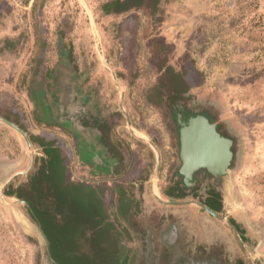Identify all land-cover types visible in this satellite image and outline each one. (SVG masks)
<instances>
[{
	"label": "flooded vegetation",
	"instance_id": "1",
	"mask_svg": "<svg viewBox=\"0 0 264 264\" xmlns=\"http://www.w3.org/2000/svg\"><path fill=\"white\" fill-rule=\"evenodd\" d=\"M1 1L6 18L14 20L20 14L26 27L15 35L20 37V61L6 69L5 75L0 65V109L5 111L0 116L46 137L63 160L55 166L60 168L59 179L126 193V186L135 188L139 179L148 175L145 156L156 161L160 158L167 177L175 166L176 148L170 143L169 132L175 134L176 123L169 120L167 125L152 100L151 58L141 43L145 18L159 13L161 0H51L61 7H52L49 0ZM186 1L192 6L190 12L186 11L187 17L180 14L178 20L185 24L183 31L192 41L189 61L194 65L193 82L204 77L206 82L201 84L206 86L217 62L222 61L230 72L236 61L220 57L212 20L197 0ZM174 18L168 15L169 20ZM81 29L87 31L84 39ZM81 44L87 52L84 65L77 56ZM129 47L137 50L133 64L137 77L131 90L125 86ZM4 49L8 58H17L8 45ZM100 78L107 85H94ZM37 159L33 165L42 169V174L55 162V157L47 158L45 166L38 167ZM62 233L38 229L37 238L46 252H51V244L65 240ZM93 237L90 248L96 251V235Z\"/></svg>",
	"mask_w": 264,
	"mask_h": 264
},
{
	"label": "rangeland",
	"instance_id": "2",
	"mask_svg": "<svg viewBox=\"0 0 264 264\" xmlns=\"http://www.w3.org/2000/svg\"><path fill=\"white\" fill-rule=\"evenodd\" d=\"M197 1L212 20L213 31L219 37L217 48L220 57L228 62L233 57L232 59L236 61L233 64L235 67L228 72L227 67L225 69L222 66L224 65L222 61L217 62L218 64L215 65L217 67L213 68L214 71L209 76L207 85L201 84L206 82L204 77L198 82L200 84H195L193 82L195 75L192 71L194 65L189 61L192 41L183 31L185 24L178 20L182 14L187 17L186 11L189 13L192 6L186 0H161L163 7L158 11L159 13L145 18V28L141 37L143 48L151 58L150 69L155 83L152 100L161 110L162 117L168 125L161 101L155 94L160 86L161 67L172 65L177 70H186L191 76V82L196 88L190 91L189 99L194 105L212 104L220 108V115L235 136L237 150L239 149L235 167L225 182L224 210L228 216L237 220L241 230L249 237L247 245L258 264H264V0ZM57 4V1L49 0V5L52 7H61ZM5 7V3L0 0V65L1 73L4 75L6 69L13 68V65L15 67L16 61L19 62L21 59L20 37L15 35L23 33L26 27V22L20 14H17L14 20L6 18ZM50 10L52 11L51 8ZM168 15L175 18L169 20ZM53 18L55 17L51 19ZM160 21L163 24H160ZM86 32L81 29L82 39L85 38ZM134 41L136 42V39ZM6 45L17 58H8V55H5L8 54L4 49ZM132 48L129 47L127 52V56L131 58L125 60V86L130 90L137 77L133 65L136 63L137 50ZM77 53L79 62L85 64L87 52L84 44L80 45ZM98 81L96 84L94 82V85H107L104 78ZM0 114L4 115L5 111L0 109ZM22 125L32 133L28 127ZM169 134L170 143L175 148L174 134L172 132ZM45 138L42 137L43 141ZM174 151L173 164H176V150ZM32 154L34 160L35 157L38 158L37 161L40 159L39 152H37L39 156L33 151L31 153L23 137L0 121V165L6 164L0 166V175H5L4 180L17 175L8 184L6 191H10V195L20 194L21 201L31 202L30 208L34 214L32 221L30 211L26 207L19 204L10 207L0 199V264H52V261L55 263L61 261L60 264H104L100 258L101 249L98 247L101 241L97 240V244L94 245L96 251L92 252L90 248L91 237L96 235L97 239V236L102 234L96 230V218L100 212L94 194L97 195L96 192H99L101 196H111L110 217L112 218L117 214L116 205L125 202V198L132 199L141 181L151 177V170L156 163L155 157H144L147 159L144 165L148 166V169L146 168L148 175L141 177L135 188L126 186L129 189L125 193V190L114 192L112 188L105 190L95 187L96 192L92 191L91 196L88 197L86 196L90 192L88 189L72 188V186L62 189L63 185L59 187L57 183L53 189L52 184L57 179L58 166L56 168L55 166L59 158L55 159L54 165L45 167L44 175L42 169L34 167V162L31 164ZM171 172L170 169L166 177L165 168L162 169L160 184L162 189L163 187L166 189ZM52 174L53 178H51ZM18 186L22 188H17ZM146 195L151 196V192ZM82 225L90 226V230L86 232L81 231L80 228V231H76L80 238L77 241L78 246L73 248L70 235ZM39 227L47 232L61 231L63 232L61 236L65 237V240L55 245L51 244V252H46L44 243L37 238ZM75 249L80 254L78 262L73 255ZM111 252L112 241L108 238L107 264H112Z\"/></svg>",
	"mask_w": 264,
	"mask_h": 264
},
{
	"label": "water",
	"instance_id": "3",
	"mask_svg": "<svg viewBox=\"0 0 264 264\" xmlns=\"http://www.w3.org/2000/svg\"><path fill=\"white\" fill-rule=\"evenodd\" d=\"M160 74V86L155 95L161 101L168 122L176 123L177 161L166 189H162L163 165L158 158L151 177L141 181L132 199L125 198V202L116 205L117 214L112 218L111 196H101L95 187L88 188L90 192L86 196H91L92 191L98 195L94 194L100 212L96 230L102 233L97 236L98 242L101 241L100 258L106 264V241L110 238L112 264H258L247 245L249 237L224 210L226 178L239 156L235 136L222 119L220 108L212 104L196 106L189 99L190 91L196 86L186 70L164 65ZM0 121L23 137L31 153L39 156V152L41 160L46 157L60 160L58 153L41 137L2 116ZM197 136L204 144L196 143ZM218 144L223 146V157L220 164H215L218 163ZM49 150L51 156L45 152ZM4 176L0 175V199L10 207L19 204L29 209L20 194H14L10 188L13 194L6 191L17 175L6 180ZM64 181L69 183L68 178ZM148 192H151L149 197ZM16 198L19 200H14ZM80 228L90 230V226L82 225L75 231Z\"/></svg>",
	"mask_w": 264,
	"mask_h": 264
},
{
	"label": "trees",
	"instance_id": "4",
	"mask_svg": "<svg viewBox=\"0 0 264 264\" xmlns=\"http://www.w3.org/2000/svg\"><path fill=\"white\" fill-rule=\"evenodd\" d=\"M46 152V151H45ZM47 154H48V156H51L52 155V153L51 152H47ZM48 158H50V157H48ZM63 162V160L60 158V160H58V162ZM52 166V165H51ZM57 170H60V168L59 167H57ZM47 175V174H46ZM51 178H53V174L51 175ZM56 181H54L55 183H57L58 185H59V187L60 186H62L63 185V188L62 189H68V188H71V186H72V188H82V189H88V187H85V186H82L81 184H70V183H66L65 181H64V179H63V181H61L60 179H59V177H58V173L56 174ZM55 183L54 184H52V188L54 189V187H55ZM90 188V187H89ZM78 238V239H77ZM79 240V237L77 236V233H76V231H74V232H72V234L70 235V242H73V244H72V247L74 248H76L77 246H78V244H77V241ZM92 252H94V250H92ZM91 254V253H90ZM73 255H75V260H77V262H78V260H80V254L77 252V250L75 249V251H74V254Z\"/></svg>",
	"mask_w": 264,
	"mask_h": 264
},
{
	"label": "bare ground",
	"instance_id": "5",
	"mask_svg": "<svg viewBox=\"0 0 264 264\" xmlns=\"http://www.w3.org/2000/svg\"><path fill=\"white\" fill-rule=\"evenodd\" d=\"M189 142H191L192 140H193V136L190 134L189 136ZM198 138V139H197ZM196 139H197V141H196V143L197 144H204L203 142H202V140L199 138V136H197L196 137ZM195 139V140H196ZM196 144V145H197ZM217 146V157H218V163L217 162H214L215 164H220L221 163V158L223 157V146H220L219 144L218 145H216ZM193 153L195 152V151H192ZM197 159L198 158H196L195 160L197 161ZM33 163V157H31V164Z\"/></svg>",
	"mask_w": 264,
	"mask_h": 264
},
{
	"label": "crops",
	"instance_id": "6",
	"mask_svg": "<svg viewBox=\"0 0 264 264\" xmlns=\"http://www.w3.org/2000/svg\"><path fill=\"white\" fill-rule=\"evenodd\" d=\"M32 134L35 135L36 133L32 132ZM35 136H37V135H35ZM37 137H39V136H37ZM46 154H47V152H46ZM58 155H59V154H58ZM47 158H48V157H46V158H44L43 160H41V157H40V159H39L38 161L36 160V162H37V163H36L37 166H38V167H39V166H45V165L43 164V162H44L45 160H48ZM33 162H34V159H33Z\"/></svg>",
	"mask_w": 264,
	"mask_h": 264
}]
</instances>
